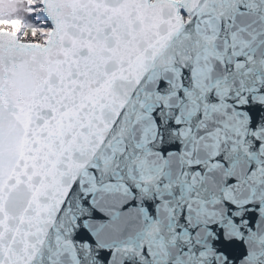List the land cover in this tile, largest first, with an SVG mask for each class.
Masks as SVG:
<instances>
[{
  "label": "snow or ice",
  "instance_id": "1",
  "mask_svg": "<svg viewBox=\"0 0 264 264\" xmlns=\"http://www.w3.org/2000/svg\"><path fill=\"white\" fill-rule=\"evenodd\" d=\"M237 242L264 264V0H0V264Z\"/></svg>",
  "mask_w": 264,
  "mask_h": 264
},
{
  "label": "water",
  "instance_id": "2",
  "mask_svg": "<svg viewBox=\"0 0 264 264\" xmlns=\"http://www.w3.org/2000/svg\"><path fill=\"white\" fill-rule=\"evenodd\" d=\"M245 251V246L240 242H237L228 250L230 258L234 259L237 264L239 262V259H241L242 256L245 254Z\"/></svg>",
  "mask_w": 264,
  "mask_h": 264
},
{
  "label": "built area",
  "instance_id": "3",
  "mask_svg": "<svg viewBox=\"0 0 264 264\" xmlns=\"http://www.w3.org/2000/svg\"><path fill=\"white\" fill-rule=\"evenodd\" d=\"M27 39H32L31 36L27 37ZM35 42H42L41 37L39 35H37V37L35 38Z\"/></svg>",
  "mask_w": 264,
  "mask_h": 264
}]
</instances>
